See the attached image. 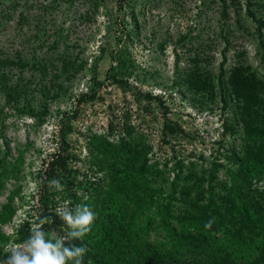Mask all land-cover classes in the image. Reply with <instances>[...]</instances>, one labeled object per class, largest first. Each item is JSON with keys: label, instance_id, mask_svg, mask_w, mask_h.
Masks as SVG:
<instances>
[{"label": "rangeland", "instance_id": "obj_1", "mask_svg": "<svg viewBox=\"0 0 264 264\" xmlns=\"http://www.w3.org/2000/svg\"><path fill=\"white\" fill-rule=\"evenodd\" d=\"M125 35L133 66L110 85L112 55ZM262 44L264 0H0V206L14 211L2 226L8 242L0 261L9 255L5 246L28 237L37 214L52 221L43 231L66 236L70 229L55 208L68 202L89 206L100 219L86 239L66 240V247L90 251L103 227L110 234L89 264H150L142 253L124 254L134 244L161 264H259ZM249 84L261 108L259 122L246 126L235 88ZM92 87L96 93L77 103ZM122 138L135 143L133 155ZM106 143L123 149V157L109 160ZM136 148L145 155L135 156ZM106 159L126 160L118 169L132 174L146 166L154 189L177 185L176 200L177 179L203 178L205 198L216 195L215 204L222 212L232 207L234 216L206 228L212 218L182 222L176 204L170 224L154 216L142 225V240L128 241L122 234L132 228L123 200L129 186L116 207L104 211L100 204L115 179ZM53 178L63 191L49 189Z\"/></svg>", "mask_w": 264, "mask_h": 264}, {"label": "trees", "instance_id": "obj_2", "mask_svg": "<svg viewBox=\"0 0 264 264\" xmlns=\"http://www.w3.org/2000/svg\"><path fill=\"white\" fill-rule=\"evenodd\" d=\"M261 25L262 24L259 23V27H261ZM130 38L131 37L129 35H125L124 39L123 37L118 38V46L115 50V53L112 55V65L107 74V79L110 85L117 83L121 76L129 74L130 68L133 66V60L129 57L130 54L127 52L126 48V45L131 41ZM262 47L264 48L263 44ZM262 60L264 62V55ZM98 85L101 86L104 84L98 83ZM233 86H235V84H233ZM93 93H96L94 87L90 88V92L82 93L77 100V103L82 102L86 97L89 96V94L93 95ZM235 94L240 99V103L242 104L240 109L243 110L242 121L245 122V125L250 126L252 123L259 122V109L261 106L259 97L256 93V86H253L252 84L236 86ZM131 144L135 146V143L131 142V140L126 141L122 138V145L133 155V149L130 148ZM137 150L138 152H135V156H138L139 154L141 156L144 154L143 148ZM105 153V156L109 157V160L116 159L111 156H120L121 158L123 157L122 154H124L123 149L121 150L111 143H106ZM56 157L50 161L48 168H53L55 166ZM59 157H62L61 154H58V158ZM109 160H107L108 164L110 162ZM125 161L126 160L123 159L120 160L119 164H109L108 169L114 174L115 179H113V181L108 184L109 191L106 193L105 198L100 201V204L104 211L108 210L107 208L109 205H114L116 207L117 201L115 198H117V196H123L125 189L129 186L127 194L124 196L123 200L125 202V208L130 209V213L127 214L129 217L127 223L132 228L123 230L122 234V236L128 241L142 240L141 238L143 233L148 231V229H146L147 226L142 228V225L144 226L147 223L151 224V222H153L154 216L159 215L163 226L170 224V220L172 218V209L176 204L183 206V212L180 218L182 222L184 220L188 221L189 223L192 222L197 225H202L205 223V221H209V219L212 218L213 224L218 225L221 222L224 223L230 216H234L232 207L227 208L225 212H222V209L215 204L214 197H216V195L211 194L212 196L205 198L203 178H196L195 182L192 184L191 177H185L180 180L177 179L175 184L182 182V185L180 186L181 188L179 191V198L176 200L175 195L177 185L171 188V186L168 187L162 184L161 187L156 190L151 185L153 183L152 180L150 181L146 177V175L150 173L146 166L142 167L141 172H138V174H132L129 167L123 168V170L118 169L119 167H123L125 165ZM5 177V174L2 173V178ZM170 188L171 192L169 190ZM198 190H201V192ZM1 191L2 188L0 186V192ZM245 215L248 218V213H245ZM13 216L14 211L12 210L10 204L0 206V253L2 246L8 242V238L2 231V226L10 223ZM241 219L242 221H245L243 216L240 217V220ZM100 231H103V237L94 242L92 241L91 250L89 251V249L85 247L87 251L83 258V264H89L92 255H97L100 253L104 243L106 242L105 240L107 239L108 235H110L107 231V228L105 227H103ZM97 234L98 233H95V235ZM144 248L145 247L139 249L136 244L131 247L125 246L124 254H136L139 252L142 253L148 261H150V264H161V262L154 261V255L151 252H147ZM110 249L111 248L109 247L108 251ZM259 264H264V241L263 249L259 257Z\"/></svg>", "mask_w": 264, "mask_h": 264}, {"label": "clouds", "instance_id": "obj_3", "mask_svg": "<svg viewBox=\"0 0 264 264\" xmlns=\"http://www.w3.org/2000/svg\"><path fill=\"white\" fill-rule=\"evenodd\" d=\"M76 179L81 180L82 177ZM47 186L58 192L64 190V185L56 178L48 180ZM55 213L70 229L66 236H60L55 231H43V226L52 221L49 217L37 214L38 223L31 227L28 237L20 243L5 246L4 251L9 255L0 264H83L87 249L74 245L66 247L65 241L83 238L88 234L97 218L96 213L87 205L77 204L70 208L68 202L59 204ZM211 224L212 221H209L205 227L210 228Z\"/></svg>", "mask_w": 264, "mask_h": 264}]
</instances>
